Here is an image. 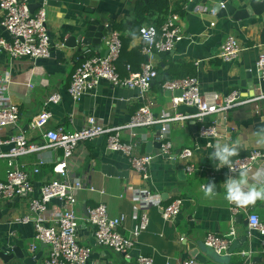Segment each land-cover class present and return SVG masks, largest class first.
Wrapping results in <instances>:
<instances>
[{"label": "crops", "instance_id": "crops-1", "mask_svg": "<svg viewBox=\"0 0 264 264\" xmlns=\"http://www.w3.org/2000/svg\"><path fill=\"white\" fill-rule=\"evenodd\" d=\"M20 1L27 3L32 13L43 2ZM137 1L47 0L46 25L51 40L50 57L37 61L11 60L0 51V105L14 104L20 111L18 124L0 136L5 139L23 135L30 142L43 146L45 141L42 136L45 131L57 127H62L66 132L77 131L85 126L88 117H94L107 128L124 127L148 100L153 104L151 112L155 117L163 113L171 116L195 114V109L192 108H172L173 95L162 89L164 77L161 74L152 83L148 99H140L137 90L112 87L107 83H102L95 94L84 96L77 102L72 101L68 95L71 76L82 60L104 55L101 48L96 53H79L77 49L66 47L68 39L82 33L87 24L94 20L100 21V25L113 21L111 32L120 35L122 50L116 64L119 76L125 79L130 74L141 71L146 61L142 54L143 44L139 36L129 41L127 39L134 32V8ZM188 5L183 16L170 13L164 21L165 23L172 15H177L184 39L177 43L169 55L160 54L159 59L154 56L156 70H161L162 74L171 79H181L184 76L181 69L187 64L193 69L201 93L206 95L217 94L224 97L239 93L242 99H251L252 95H258L255 91L257 87L264 93V82L258 80L256 73V62L264 53L263 24L255 19L235 22L232 18L217 19L198 15L194 10L189 11ZM1 22L0 15V37L5 38L7 35ZM210 24H215V27L211 28ZM230 36L237 39L242 52L235 61L223 63L218 59V54L226 38ZM104 45L102 42V47ZM247 76L253 85L256 84L254 88L251 84H247L245 89L241 87ZM54 93L61 95V102L46 106V100ZM41 112L49 113L51 118L44 129H33L32 121ZM260 114L264 115V100L232 109L226 115L207 117L206 124L216 126L218 138L212 140L198 137L199 125L193 120L169 124L172 152L177 154L183 149L197 148L198 154L194 159L196 167L203 168L206 174L211 172L214 175H187L179 160L175 159L173 162L172 159L158 158V150L154 148V144L157 143L159 126L124 130L121 134L124 140L138 143L139 155L154 157L147 182L130 168L125 157L107 151L105 138L92 140L79 147L68 161L66 172L69 179L81 181L84 187L76 193L75 212L81 223L77 234L78 242L91 249L88 264H138L136 259L139 256L151 258L152 264H181L194 260L189 255L188 243L202 247L207 235L225 237L231 229L236 234L230 247L235 242L236 253L248 254V262L261 257L264 251L261 238L244 222L251 214L264 221V200L245 207L229 204L224 199V182L228 175L224 168L217 170L216 161L212 159L217 143H227L230 146L235 144L239 157L247 156L255 150L264 151V134L258 135L254 125L255 117ZM208 144L212 147H207ZM7 151L8 147H0V154H6ZM62 156L60 149H44L38 154L16 159L15 165L21 170H29L37 160L44 161L40 174L33 177L35 190L39 191L43 184L54 177L52 168ZM7 170L8 160L0 158L1 182H5ZM247 181L249 186H264V167L257 173H247ZM207 184H214L212 194H206ZM146 191L150 193L152 203L147 209H143L139 200ZM175 200L182 202L180 214L174 222H165L160 209ZM99 204L106 206L111 218L125 217L121 233L127 237L138 227L139 215L146 211L149 225L140 234L135 249L130 253V259L95 246L92 228L85 221L88 212ZM58 209L59 204L53 202L49 205L48 212L52 215ZM0 210L8 211L0 222V240L7 244L20 241L29 250V246L35 244L33 225L17 222L18 219L29 216L26 203L16 200ZM48 217L46 216L47 219ZM182 238L184 241H180ZM46 250L39 245L35 255L41 252L43 260ZM227 251L215 255L204 248L206 264H217L218 261L227 263ZM9 264L21 263L14 261Z\"/></svg>", "mask_w": 264, "mask_h": 264}, {"label": "built area", "instance_id": "built-area-1", "mask_svg": "<svg viewBox=\"0 0 264 264\" xmlns=\"http://www.w3.org/2000/svg\"><path fill=\"white\" fill-rule=\"evenodd\" d=\"M47 0H43L41 7L34 13L29 9L27 3L20 0H0L1 26L4 28L7 37H0V51L7 54L11 60L37 61L48 59L51 54V40L47 29ZM193 0H189L191 3ZM229 0H206L204 5L194 7V13L216 17L213 6L224 10ZM211 28L215 24H210ZM149 39L145 40L144 36ZM139 39L143 44L142 54L147 59L142 69L137 74H130L128 78L122 79L117 72V61L120 58L122 43L117 32H111L104 43L107 53L104 57L99 55L91 56L82 60L71 76V82L67 93L72 101L77 102L82 97L93 95L102 83L112 87L137 90L140 99H148L152 83L158 78L154 63V56L171 53L177 43L184 39L180 19L172 15L161 27H146L140 30ZM242 50L234 37H227L220 48L218 59L223 63L235 61ZM129 70V68H128ZM256 73L258 80L264 82V53L256 62ZM257 87V86H256ZM164 91L170 92L171 105L173 109L180 106L195 109V114L183 116L163 113L155 117L151 108L150 100L147 104L138 109L131 118L128 125L124 127L107 128L100 124L94 117H88L86 124L80 130L66 132L62 127L47 130L43 133L45 144L36 145L26 139L23 135L3 138L0 136V147H8L6 154H0V158L8 160V170L5 182L0 181V208L19 200L27 205L29 216L18 219L20 224L31 223L34 228V243L29 246V254L34 257L38 246L46 247V256L41 264H88L91 249L79 244L78 230L81 225L75 212L76 193L83 190V184L79 180H71L66 169L68 161L72 159L79 147L84 143L105 138L106 149L110 153H117L125 157L130 168L142 177V180H149V168L154 157L152 155H139L137 153L138 143L124 140L121 134L124 130L149 129L159 126L156 136L157 142L161 144L157 153L158 158L175 159L182 162L183 170L187 175L205 174L214 175L203 168L196 167L194 163L198 149H183L174 154L172 143L169 139V124L172 122H183L193 120L198 123V137L205 139H216L217 131L215 124L208 125L205 120L212 115H226L232 109L249 105L264 100V93L257 87L258 95L251 99H242L239 93H232L228 96L217 94H202L195 78H184L164 82ZM61 102L59 93L52 94L45 105H58ZM51 115L41 112L32 121V127L42 130L48 124ZM20 121L19 108L14 104L0 105V135L11 127H15ZM207 147H212L208 144ZM44 149H60L63 152L62 159L57 161L52 168L53 178L41 186L39 191L35 190L33 177L40 174L44 161L37 160L29 170H21L15 165L16 159L31 154H38ZM173 155L174 159L171 158ZM230 171L224 167L228 177H234L242 172L257 173L264 167V151H252L247 156H234L231 158ZM93 191V189H89ZM37 192V193H36ZM36 194H38L36 196ZM151 195L148 191L142 193L139 202L141 208L147 209L151 205ZM53 202L59 204L57 213L50 215L49 205ZM182 202L175 200L170 205L160 209V214L165 222L172 223L180 214ZM46 216H49L48 219ZM256 217L257 219H252ZM92 228L93 241L96 247L108 250L114 254L130 259V253L135 249L140 234L149 225L146 211L139 215V223L136 230H133L127 237L122 235L121 227L125 217L111 218L104 204L88 212L86 221ZM248 227L256 232L262 241L264 250V221L251 214L247 216ZM235 230L231 229L225 237L207 235L204 245L217 254L228 250L235 237ZM184 241V238L180 239ZM138 264H152V259L139 256L136 259ZM181 264H198L195 260L184 261Z\"/></svg>", "mask_w": 264, "mask_h": 264}, {"label": "water", "instance_id": "water-1", "mask_svg": "<svg viewBox=\"0 0 264 264\" xmlns=\"http://www.w3.org/2000/svg\"><path fill=\"white\" fill-rule=\"evenodd\" d=\"M146 1V0H144ZM206 3V0H193L188 5L189 11H192L195 6L197 5H204ZM213 9L216 13L217 19H224V18H232L235 22L249 20V19H255L256 21H259L264 26V0H235V1H227V4L225 5L224 10H219L218 6H213ZM113 21H110L106 25H100V21L94 20L87 24V27L84 29V31L80 34H78L75 37H71L66 41V47L77 49L79 53H85V52H92L96 53L101 48L104 51V55H99L100 57H104L107 53V47L104 45L102 47V42L107 38V36L111 33L112 30ZM169 55V54H166ZM156 58L159 59L158 55H156ZM147 61V59H146ZM161 68L163 66L161 65ZM247 84H251L253 88L255 85H253L252 81L250 80L249 76H247V79L244 80L241 83V87L245 89L247 87ZM167 94H171L170 92L165 91ZM254 94V93H253ZM254 95H252L250 98H253ZM254 125H255V131L258 135L264 134V115H258L254 119ZM99 139V138H98ZM161 144L157 142L154 144V148H156L158 151L160 150ZM171 158H174L173 156ZM168 159V158H167ZM174 162V161H173ZM7 210H0V222L2 221V218L6 216ZM245 225L248 224L247 221L244 222ZM235 242L233 245L228 249L227 256L225 259H227L226 262L218 261L217 264H264V251L262 252V256L259 258H255L252 261L248 262V254H241L236 253L234 248ZM188 250L189 255L192 259H194L196 262L200 264H206L207 259L204 255V248L206 250H210L215 255H219L215 253L212 249L207 248L205 245L202 247H199L200 245L188 243ZM45 247V246H43ZM46 248V247H45ZM42 253H38L34 257H32L27 247L20 241H13L10 244H7L5 242H2L0 240V262L2 264H9L14 261H18L21 264H38V262L41 260Z\"/></svg>", "mask_w": 264, "mask_h": 264}, {"label": "clouds", "instance_id": "clouds-1", "mask_svg": "<svg viewBox=\"0 0 264 264\" xmlns=\"http://www.w3.org/2000/svg\"><path fill=\"white\" fill-rule=\"evenodd\" d=\"M134 39L135 34H133ZM148 40V35L144 36ZM238 155L235 144L227 143L215 145V150L212 153V159L216 161L215 168L217 170L227 167L230 171H235L232 167L231 158ZM225 195L224 199L229 204H235L239 207L255 205L258 200H264V186H249L247 181V173L242 172L238 177H228L224 182ZM214 184L205 185L206 194H212ZM252 219H257L253 217Z\"/></svg>", "mask_w": 264, "mask_h": 264}, {"label": "trees", "instance_id": "trees-1", "mask_svg": "<svg viewBox=\"0 0 264 264\" xmlns=\"http://www.w3.org/2000/svg\"><path fill=\"white\" fill-rule=\"evenodd\" d=\"M188 2L189 0H138L134 8V32L128 36V41L134 39L133 34H135V37H138L140 35V30L143 27H154L159 29L170 13H176L183 16L186 13L185 8L188 5ZM262 42L264 43V30L262 31ZM183 67L184 68L181 70L184 72V76H182L183 78L181 79L194 78L193 69L187 64ZM157 73L164 77L163 83L180 80L171 79L170 77L162 74L161 70H158Z\"/></svg>", "mask_w": 264, "mask_h": 264}, {"label": "rangeland", "instance_id": "rangeland-1", "mask_svg": "<svg viewBox=\"0 0 264 264\" xmlns=\"http://www.w3.org/2000/svg\"><path fill=\"white\" fill-rule=\"evenodd\" d=\"M231 1H235V0H231Z\"/></svg>", "mask_w": 264, "mask_h": 264}]
</instances>
